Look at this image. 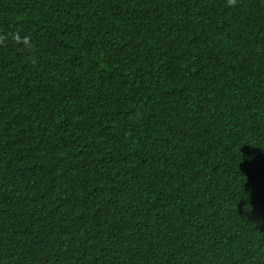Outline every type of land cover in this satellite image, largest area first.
Returning <instances> with one entry per match:
<instances>
[{"label": "trees", "instance_id": "obj_1", "mask_svg": "<svg viewBox=\"0 0 264 264\" xmlns=\"http://www.w3.org/2000/svg\"><path fill=\"white\" fill-rule=\"evenodd\" d=\"M0 264H264V0H0Z\"/></svg>", "mask_w": 264, "mask_h": 264}]
</instances>
